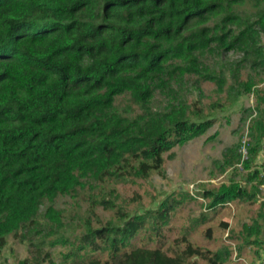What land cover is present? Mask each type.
<instances>
[{
    "label": "trees",
    "instance_id": "16d2710c",
    "mask_svg": "<svg viewBox=\"0 0 264 264\" xmlns=\"http://www.w3.org/2000/svg\"><path fill=\"white\" fill-rule=\"evenodd\" d=\"M263 34L264 0H0V264L10 237L32 248L18 264H57V247L68 249L59 264H198L204 252L189 238L206 215L174 249L162 237L182 200L131 213L119 186L166 177L165 154L215 123L188 103L185 84L222 90L226 77L204 60L229 52L244 54L236 82L246 69L263 73ZM263 103L244 163L257 185L204 192L213 210L259 201L264 175L251 166L263 151ZM243 231L264 251V202ZM224 255L204 258L225 264Z\"/></svg>",
    "mask_w": 264,
    "mask_h": 264
},
{
    "label": "rangeland",
    "instance_id": "374dc122",
    "mask_svg": "<svg viewBox=\"0 0 264 264\" xmlns=\"http://www.w3.org/2000/svg\"><path fill=\"white\" fill-rule=\"evenodd\" d=\"M253 15V9L252 15L250 10L245 13V17ZM261 42L264 46V34ZM243 57L241 52H229L222 57L205 58L207 67L226 77L222 90L214 82H203L200 90L190 87L189 83L185 84L182 91L188 103L193 108H202L205 117L214 119L215 123L205 135L176 147L173 150L174 158L165 154L166 177L155 175L149 180H137L135 184L119 186L125 208L131 213L156 211L169 196L182 200L170 224L165 226L162 237L174 249L179 245L177 240L182 238L183 232L198 222L203 214L206 215L209 220L198 226L189 238L196 249L204 252V256L197 255L193 259L198 264H209L204 257H211L217 252L225 254L227 251L229 255H224L227 257L225 264H264V251H257L248 245L243 231V223L253 224L264 202V185L260 188L259 201L255 204L236 200L213 210L209 208L212 198L203 196L206 191L217 192L223 185L233 182L248 190L257 185V182L249 181L250 170L245 169V164L243 170L239 165L242 163L240 150L244 141L248 139L250 147L255 145L254 138L250 136V127L258 116L257 106L264 98V71L260 73L246 69L238 76L241 82H236L233 72ZM242 83L252 84V91L246 92ZM262 147L263 151L251 167L252 171L256 169L264 175V142ZM135 198L137 200L134 202ZM99 214L103 219L112 217L111 213L102 210ZM222 223L228 224V228L225 229ZM145 234L141 233L134 240L136 247L146 245L143 240ZM180 246L186 247L185 244ZM31 251L27 243L10 237L4 250L5 264H18L30 257ZM52 251L55 263L59 264L61 254L68 249L57 247ZM101 257L104 260L107 258L106 255Z\"/></svg>",
    "mask_w": 264,
    "mask_h": 264
},
{
    "label": "built area",
    "instance_id": "2783aa9c",
    "mask_svg": "<svg viewBox=\"0 0 264 264\" xmlns=\"http://www.w3.org/2000/svg\"><path fill=\"white\" fill-rule=\"evenodd\" d=\"M249 140L246 139L243 143V146H242V149L240 150V155H241V158H242V163L239 165V167L243 170L244 169V166L243 164L245 162H247L250 158V155H249Z\"/></svg>",
    "mask_w": 264,
    "mask_h": 264
}]
</instances>
